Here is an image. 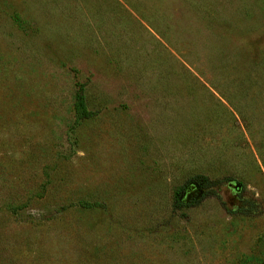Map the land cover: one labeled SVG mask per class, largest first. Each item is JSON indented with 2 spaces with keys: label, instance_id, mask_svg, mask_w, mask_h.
Returning <instances> with one entry per match:
<instances>
[{
  "label": "rangeland",
  "instance_id": "rangeland-1",
  "mask_svg": "<svg viewBox=\"0 0 264 264\" xmlns=\"http://www.w3.org/2000/svg\"><path fill=\"white\" fill-rule=\"evenodd\" d=\"M0 264H264V0H0Z\"/></svg>",
  "mask_w": 264,
  "mask_h": 264
},
{
  "label": "trees",
  "instance_id": "trees-1",
  "mask_svg": "<svg viewBox=\"0 0 264 264\" xmlns=\"http://www.w3.org/2000/svg\"><path fill=\"white\" fill-rule=\"evenodd\" d=\"M122 8L126 9L125 5H122ZM75 87L76 89L73 101L74 127L81 124L84 120L91 118L95 114V111H93L88 104L85 82L76 81Z\"/></svg>",
  "mask_w": 264,
  "mask_h": 264
}]
</instances>
